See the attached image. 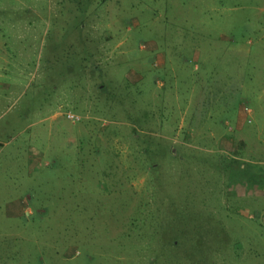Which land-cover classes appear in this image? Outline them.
I'll return each instance as SVG.
<instances>
[{"label":"rangeland","instance_id":"374dc122","mask_svg":"<svg viewBox=\"0 0 264 264\" xmlns=\"http://www.w3.org/2000/svg\"><path fill=\"white\" fill-rule=\"evenodd\" d=\"M0 58V264H264V0H0Z\"/></svg>","mask_w":264,"mask_h":264},{"label":"crops","instance_id":"0c3cea01","mask_svg":"<svg viewBox=\"0 0 264 264\" xmlns=\"http://www.w3.org/2000/svg\"><path fill=\"white\" fill-rule=\"evenodd\" d=\"M0 60H2V62H5V58H0ZM3 68H4V64H3V66L1 64V67H0V78L3 77V75H4L5 69H3Z\"/></svg>","mask_w":264,"mask_h":264},{"label":"built area","instance_id":"2783aa9c","mask_svg":"<svg viewBox=\"0 0 264 264\" xmlns=\"http://www.w3.org/2000/svg\"><path fill=\"white\" fill-rule=\"evenodd\" d=\"M68 118H70V119H72V120H75V117H74L73 114H69V115H68ZM76 118L79 119V117H76Z\"/></svg>","mask_w":264,"mask_h":264}]
</instances>
